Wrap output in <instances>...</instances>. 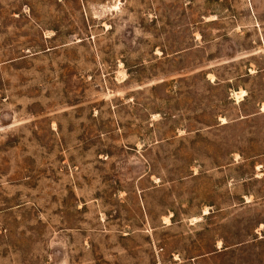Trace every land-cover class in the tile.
I'll list each match as a JSON object with an SVG mask.
<instances>
[{
    "label": "rangeland",
    "instance_id": "obj_1",
    "mask_svg": "<svg viewBox=\"0 0 264 264\" xmlns=\"http://www.w3.org/2000/svg\"><path fill=\"white\" fill-rule=\"evenodd\" d=\"M0 264H264V0H0Z\"/></svg>",
    "mask_w": 264,
    "mask_h": 264
}]
</instances>
